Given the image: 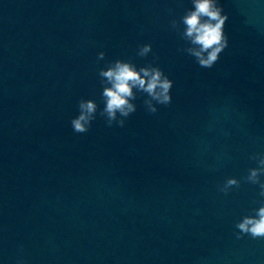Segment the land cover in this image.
<instances>
[{
  "label": "water",
  "instance_id": "1",
  "mask_svg": "<svg viewBox=\"0 0 264 264\" xmlns=\"http://www.w3.org/2000/svg\"><path fill=\"white\" fill-rule=\"evenodd\" d=\"M219 3L228 46L202 68L169 26L191 0H0V264H264L234 227L258 186L217 191L264 152V0ZM153 53L170 105L73 132L106 61Z\"/></svg>",
  "mask_w": 264,
  "mask_h": 264
},
{
  "label": "clouds",
  "instance_id": "2",
  "mask_svg": "<svg viewBox=\"0 0 264 264\" xmlns=\"http://www.w3.org/2000/svg\"><path fill=\"white\" fill-rule=\"evenodd\" d=\"M191 4L192 7L186 9L179 20L173 15L169 26L186 42L179 51L194 58L198 66L212 68L228 46V37L224 31L227 13L223 11L219 0H191ZM150 52L151 44L143 43L137 46L135 54L146 57ZM104 58V51L97 53L98 62ZM156 59L153 53V60L139 67L131 59L106 61L107 66L98 69L104 106L98 109L94 99L80 98L78 114L70 120L73 132H88L98 110L108 127L114 123L123 127L126 118L136 111L134 101L137 94L144 95L143 105L149 114L157 113V105H170L173 81L154 63ZM249 159L255 161L256 166L250 167L240 179L227 177L223 183L217 184V191L227 195L233 188H239L241 181L258 186L260 200L256 203L259 206L251 208V214H245L235 222V236L237 239L242 236L264 239V152L251 153ZM17 264H24L23 259L18 258Z\"/></svg>",
  "mask_w": 264,
  "mask_h": 264
}]
</instances>
